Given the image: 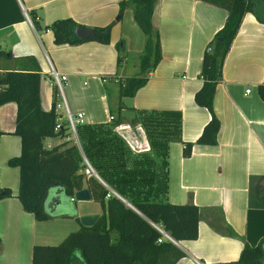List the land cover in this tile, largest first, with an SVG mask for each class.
Masks as SVG:
<instances>
[{
	"label": "crops",
	"instance_id": "1",
	"mask_svg": "<svg viewBox=\"0 0 264 264\" xmlns=\"http://www.w3.org/2000/svg\"><path fill=\"white\" fill-rule=\"evenodd\" d=\"M118 3L0 0V49L6 51L5 56L0 55V70L28 68L31 62L23 57H32L39 72L42 109H48L53 100L57 102L50 66L63 72L67 108L73 115L82 113L76 124L102 128L107 140L118 136L124 157L121 170L131 169L136 178L144 177L138 198L197 206V236L166 238L183 252L174 264L235 260L244 242L253 245L264 236V100L257 90V85L264 83V22L249 11L243 14L213 92L212 108L219 122L215 142L198 143L195 139L210 113L194 102L193 93L201 83L203 49L222 25L225 10L202 0L154 1L151 22L158 33L160 58L131 97L135 121L120 118L111 125L121 102L117 77L137 73L136 54L143 45L131 8L119 11ZM64 17L83 27L107 26L108 41L89 36L77 43L53 42L47 26ZM15 108L13 101L0 104V191L8 190L0 195V264H30L33 244L56 243L80 227L79 215L101 213L99 202L91 195L76 201L72 196L68 200L75 202L67 205L69 211H54L42 220L22 208L16 196L18 168L7 164V159L20 151L19 136L12 132ZM55 110L57 122L65 121L59 109ZM165 110L177 111L179 123L161 148L149 142L139 116ZM109 113L112 119L107 118ZM71 140L87 160L77 135L71 134ZM59 141L57 136L42 139L46 147ZM185 142H191L186 156L182 155ZM87 161L94 172L91 175L133 208ZM60 204L58 197L50 205Z\"/></svg>",
	"mask_w": 264,
	"mask_h": 264
},
{
	"label": "trees",
	"instance_id": "2",
	"mask_svg": "<svg viewBox=\"0 0 264 264\" xmlns=\"http://www.w3.org/2000/svg\"><path fill=\"white\" fill-rule=\"evenodd\" d=\"M154 1L119 0V11L129 6L143 34L142 48L136 54L137 73L117 77L119 98L132 97L145 82L147 72L160 58L159 37L151 22ZM202 1L221 7L226 12L222 25L203 49L199 69L201 83L193 93L194 102L210 113L195 141L209 144L215 142L219 127L212 98L215 84L220 78L222 60L245 12L249 11L258 21L264 22V0ZM30 18L34 20V15H30ZM76 25L79 24L72 18L64 17L50 22L47 27L52 32L53 42L77 43L85 38L74 34ZM108 37L107 26L94 27L91 38L106 42ZM0 55L5 56L6 51L0 49ZM23 58L31 62L30 67L0 70V104L13 101L16 106L12 132L19 136L20 151L9 157L7 164L18 168L16 196L22 208L38 220L51 216L53 213L46 209L52 201L47 194L50 186H55L56 196L60 198L63 195L70 200L75 190L86 187L91 199L101 206V213L92 225H80L68 231L56 243L33 244L30 264H174L183 252L162 237L152 223L160 226L174 240L193 239L197 236V206L145 196L138 198L144 177L139 175L136 178L137 174L131 169L121 170L124 166V157L119 152L121 139L112 135L107 140L103 137L105 131L102 128L94 130L86 124H75V132L87 160L97 174L135 210L109 192L93 175L85 174L82 170L83 157L71 140L67 122H58L54 129L59 116L55 101L48 109L40 106L39 72L34 59L30 56ZM257 90L264 100V83H259ZM120 106L121 102L118 108ZM119 122L117 112L111 125ZM139 122L149 142L162 148L163 142L169 138L167 135L176 132L179 114L173 110L149 113L139 116ZM47 136H57L60 141L46 147L42 139ZM190 149L191 142H185L182 155H188ZM4 194H8V190L0 191V195ZM158 237L160 241H157ZM220 264H264V236L253 245L244 242L237 259Z\"/></svg>",
	"mask_w": 264,
	"mask_h": 264
},
{
	"label": "built area",
	"instance_id": "3",
	"mask_svg": "<svg viewBox=\"0 0 264 264\" xmlns=\"http://www.w3.org/2000/svg\"><path fill=\"white\" fill-rule=\"evenodd\" d=\"M49 74L51 76V80H52V84L55 86L56 89V93L59 94V97L61 98L60 102H56L55 103V108H59V107H63L64 110V117H65V121L67 122L68 128L72 134V136L75 138V124L78 121H81V117H82V113L81 112H77L75 115H73L67 108L64 96H63V84L64 81L66 80V75L63 72H58L56 70H54L51 66L49 68ZM249 88L245 89V92H248ZM108 119H112L113 115L112 114H108L107 115ZM58 122L55 124L54 129L57 128ZM83 163H84V167H83V172L85 174H91L94 173L92 167L90 166V164L88 163V161L83 157ZM152 225L161 233L162 237L165 238H169L172 240V238L158 225L153 224ZM161 238L158 237L157 241H160Z\"/></svg>",
	"mask_w": 264,
	"mask_h": 264
},
{
	"label": "water",
	"instance_id": "4",
	"mask_svg": "<svg viewBox=\"0 0 264 264\" xmlns=\"http://www.w3.org/2000/svg\"><path fill=\"white\" fill-rule=\"evenodd\" d=\"M73 32L76 36L80 38H87L89 36L94 35V29L92 27H83L80 25H76L73 29ZM122 107L118 108V116L120 118H125L128 123L134 117V111L132 109V98L129 96H123L120 98ZM73 198L76 200H86L90 198L89 191L86 187L77 189L73 192ZM98 214L97 213H88L81 214L78 216V220L83 226H90L96 220Z\"/></svg>",
	"mask_w": 264,
	"mask_h": 264
},
{
	"label": "rangeland",
	"instance_id": "5",
	"mask_svg": "<svg viewBox=\"0 0 264 264\" xmlns=\"http://www.w3.org/2000/svg\"><path fill=\"white\" fill-rule=\"evenodd\" d=\"M56 90V89H55ZM62 90H63V88H62ZM56 92V91H55ZM56 100H57V102L59 103L60 102V100H61V98L59 97V94L58 93H56ZM57 109H59L58 111L62 114V115H64V110H63V107H59V108H57ZM48 193V198H51V199H57L58 198V196H56V193H55V186H50V187H48V191H47ZM60 199H61V204L60 205H58V206H55V207H50L49 206V208L47 207L46 209H47V211H49V212H52V213H55V212H57V211H60V210H62V211H69V208L67 207V205H71L72 203H74L75 201H76V199H75V201L73 200V201H70V200H68V198L65 196H63V195H60ZM67 202V203H66ZM55 211V212H54ZM73 220V219H72ZM75 253H77V251L75 250ZM78 254V253H77Z\"/></svg>",
	"mask_w": 264,
	"mask_h": 264
}]
</instances>
